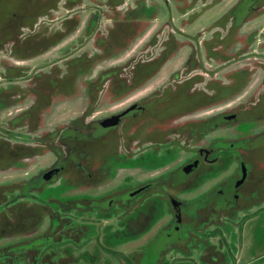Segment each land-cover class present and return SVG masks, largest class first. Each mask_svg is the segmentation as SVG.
Listing matches in <instances>:
<instances>
[{"label": "flooded vegetation", "instance_id": "obj_1", "mask_svg": "<svg viewBox=\"0 0 264 264\" xmlns=\"http://www.w3.org/2000/svg\"><path fill=\"white\" fill-rule=\"evenodd\" d=\"M0 264H264V0H0Z\"/></svg>", "mask_w": 264, "mask_h": 264}, {"label": "rangeland", "instance_id": "obj_2", "mask_svg": "<svg viewBox=\"0 0 264 264\" xmlns=\"http://www.w3.org/2000/svg\"><path fill=\"white\" fill-rule=\"evenodd\" d=\"M7 48V47H6ZM34 63V62H33ZM39 74V73H38ZM38 74H36L33 78H32V86L35 84V81H33V80H35V78H37V81H42L44 78H45V75L43 74V73H41L40 72V74H42V78H40L39 77V75ZM36 81V82H37ZM41 88L42 89H46L47 88V85H41ZM38 100V99H37ZM37 100H36V102H37Z\"/></svg>", "mask_w": 264, "mask_h": 264}]
</instances>
